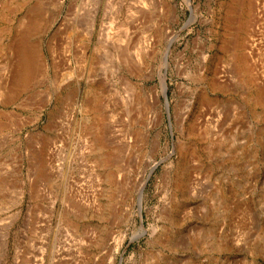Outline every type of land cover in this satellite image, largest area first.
Wrapping results in <instances>:
<instances>
[{"label": "rangeland", "instance_id": "obj_1", "mask_svg": "<svg viewBox=\"0 0 264 264\" xmlns=\"http://www.w3.org/2000/svg\"><path fill=\"white\" fill-rule=\"evenodd\" d=\"M0 264H264V0H0Z\"/></svg>", "mask_w": 264, "mask_h": 264}, {"label": "bare ground", "instance_id": "obj_2", "mask_svg": "<svg viewBox=\"0 0 264 264\" xmlns=\"http://www.w3.org/2000/svg\"><path fill=\"white\" fill-rule=\"evenodd\" d=\"M124 50V49H123ZM124 53V52H123ZM18 54H19V51H18ZM18 61H22V56H21V54H20V58H19V60ZM11 73V72H10ZM163 89V91L165 90V87L164 88H162ZM66 236V235H65ZM65 242V241H64ZM67 242V241H66ZM68 243V242H67ZM66 244V243H65ZM71 246V245H70ZM62 255V254H61ZM60 256V255H59ZM64 258V257H63ZM60 261V260H59ZM63 262V261H62ZM60 263V262H59Z\"/></svg>", "mask_w": 264, "mask_h": 264}]
</instances>
